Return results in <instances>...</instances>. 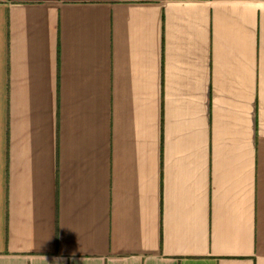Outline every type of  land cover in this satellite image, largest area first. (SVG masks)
I'll use <instances>...</instances> for the list:
<instances>
[{
  "label": "crops",
  "instance_id": "0c3cea01",
  "mask_svg": "<svg viewBox=\"0 0 264 264\" xmlns=\"http://www.w3.org/2000/svg\"><path fill=\"white\" fill-rule=\"evenodd\" d=\"M0 264H264V0H0Z\"/></svg>",
  "mask_w": 264,
  "mask_h": 264
}]
</instances>
